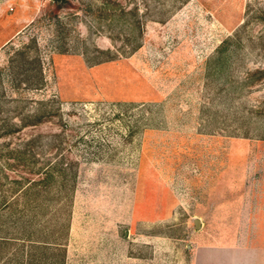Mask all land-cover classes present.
I'll return each instance as SVG.
<instances>
[{"label":"rangeland","instance_id":"1","mask_svg":"<svg viewBox=\"0 0 264 264\" xmlns=\"http://www.w3.org/2000/svg\"><path fill=\"white\" fill-rule=\"evenodd\" d=\"M256 217L264 0H0V264H193Z\"/></svg>","mask_w":264,"mask_h":264},{"label":"crops","instance_id":"2","mask_svg":"<svg viewBox=\"0 0 264 264\" xmlns=\"http://www.w3.org/2000/svg\"><path fill=\"white\" fill-rule=\"evenodd\" d=\"M254 219L249 215L248 221ZM261 232L264 223L256 217ZM252 228V223H248ZM251 236L247 234V237ZM193 264H264V244H256L251 238L228 244H201L194 254Z\"/></svg>","mask_w":264,"mask_h":264},{"label":"trees","instance_id":"3","mask_svg":"<svg viewBox=\"0 0 264 264\" xmlns=\"http://www.w3.org/2000/svg\"><path fill=\"white\" fill-rule=\"evenodd\" d=\"M61 1H64V0H61ZM15 152H16V149H15ZM15 157H18V153L16 154ZM35 185H37V182L28 181L26 184H24L18 188V193L22 194V195H27L34 188ZM9 203H10V201L5 199L3 204H4V206H8ZM40 242H43V241H40Z\"/></svg>","mask_w":264,"mask_h":264}]
</instances>
